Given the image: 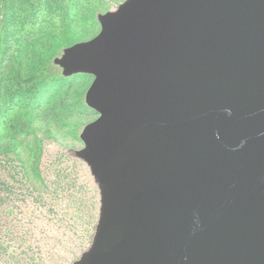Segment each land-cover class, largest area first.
<instances>
[{"label":"water","instance_id":"95a60500","mask_svg":"<svg viewBox=\"0 0 264 264\" xmlns=\"http://www.w3.org/2000/svg\"><path fill=\"white\" fill-rule=\"evenodd\" d=\"M52 64L93 81L72 158L98 208L66 264H264V0H122Z\"/></svg>","mask_w":264,"mask_h":264},{"label":"rangeland","instance_id":"374dc122","mask_svg":"<svg viewBox=\"0 0 264 264\" xmlns=\"http://www.w3.org/2000/svg\"><path fill=\"white\" fill-rule=\"evenodd\" d=\"M30 1L38 10L13 0L0 57V264H66L88 244L98 208L87 169L69 154L83 147L79 135L98 117L84 103L93 77L66 78L68 86L57 89L60 109L55 102L25 101L38 82L28 66L35 53L26 43L54 26L75 28L67 46L90 40L100 31L97 14L122 0ZM1 21L0 14V34Z\"/></svg>","mask_w":264,"mask_h":264},{"label":"trees","instance_id":"16d2710c","mask_svg":"<svg viewBox=\"0 0 264 264\" xmlns=\"http://www.w3.org/2000/svg\"><path fill=\"white\" fill-rule=\"evenodd\" d=\"M32 9L38 10V6L35 5L30 0H26ZM13 9V0H0V14L2 17V33L0 34V57H2L5 46L7 44L8 25L10 20L7 17L8 11ZM21 16H18V19ZM55 30L50 33L42 32L35 41L31 43H26V46H30L32 51L35 53L34 58L28 62L29 69L32 71V78L38 82L35 84L36 90L32 92L31 95L25 97V101L28 100L32 104H42L47 102L48 104L55 102L54 106L60 109L61 102L60 94L58 93V88L63 86H68L69 81L62 75L56 72L57 67H53L51 61L55 56H57L58 50L70 44V41H66L71 38L72 34L75 32V28L67 26L63 28H58L54 26ZM57 30V31H56ZM5 31V32H4ZM42 37H48L45 42V47L43 45L38 46V40ZM21 41V40H20ZM70 42V43H69ZM16 75L21 76L19 71H15ZM58 89V90H57ZM63 100V99H62Z\"/></svg>","mask_w":264,"mask_h":264}]
</instances>
